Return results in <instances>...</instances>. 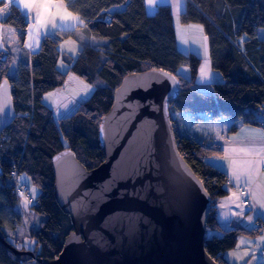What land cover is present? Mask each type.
<instances>
[{
    "label": "trees",
    "instance_id": "trees-1",
    "mask_svg": "<svg viewBox=\"0 0 264 264\" xmlns=\"http://www.w3.org/2000/svg\"><path fill=\"white\" fill-rule=\"evenodd\" d=\"M64 2L67 10L80 16L95 37L107 39L108 43L84 46L74 60L65 61L71 64L68 72L96 89L71 115L58 121L43 98L65 84L68 73L58 67V46L62 40L74 37V31L44 37L40 49L20 66L14 78L8 75L11 56L0 57V82H11L17 115L4 131L0 145V231L5 237V243L0 241V264H20L11 248L26 250L18 248L7 236V231H15L23 223L17 210L19 198L11 193L12 172L26 174L40 189L32 209L45 219L38 229L29 230L36 240V248L31 252L41 259H56L72 223L55 199L53 157L70 149L87 169L99 166L104 161L100 124L111 109L115 90L126 75L154 68L171 72L179 80V96L169 100L177 147L212 199L205 250L216 263L229 264L222 255L237 246L238 238L259 235L262 229H226L220 224L216 206L230 192L228 176L207 159L222 156L223 149L212 132L200 138L189 137L179 134L175 123L177 118L193 114L197 121L233 119L229 133L237 130L238 120L245 125L264 126V40L258 37V31L264 29V0H187L180 23L202 27L212 69L223 77L221 82L212 83L208 92L197 86L201 58L193 53L184 54L177 46L170 7L161 6L149 15L146 0ZM5 7L4 1L0 9ZM2 21L16 30L19 42L24 44L30 23L23 11L11 4ZM184 64L190 70L188 78L178 74ZM201 113L206 116L200 117Z\"/></svg>",
    "mask_w": 264,
    "mask_h": 264
},
{
    "label": "water",
    "instance_id": "water-1",
    "mask_svg": "<svg viewBox=\"0 0 264 264\" xmlns=\"http://www.w3.org/2000/svg\"><path fill=\"white\" fill-rule=\"evenodd\" d=\"M178 96L177 76L163 69L123 78L100 124L104 161L89 170L70 149L52 159L55 199L72 223L62 252L45 260L11 248L20 264H218L205 250L212 199L180 154L169 114ZM16 116L4 79L0 145Z\"/></svg>",
    "mask_w": 264,
    "mask_h": 264
},
{
    "label": "crops",
    "instance_id": "crops-1",
    "mask_svg": "<svg viewBox=\"0 0 264 264\" xmlns=\"http://www.w3.org/2000/svg\"><path fill=\"white\" fill-rule=\"evenodd\" d=\"M4 1L7 3V7L0 11V19L3 20L8 13V7L15 4L29 20L26 41L22 45L30 44L31 49H34L31 50L30 55L40 49L44 37L53 36L60 31H74V37H70V40L76 43L77 55L84 46H93L95 42H99V39L85 27L80 16L73 13L71 16H67V13L70 12L67 10L64 0ZM25 3L31 4L32 7L25 8ZM161 6H168L172 10L179 50L184 54L193 53L201 58L197 86L203 92H208L211 84L221 82L223 77L212 69L208 56L207 39L202 27L196 24L183 25L180 23V15L187 7V0H146V9L149 15H154ZM45 15L46 18L43 20ZM30 18L33 20L31 21ZM60 18L64 19L63 24L60 23ZM53 23L56 25L55 28H53ZM79 33H84L85 39H79ZM11 35L14 43L16 40L19 42L16 31H11ZM258 37L264 40V31L259 30ZM67 42L69 40L65 43ZM106 44L102 43V45ZM182 73L184 76H181L188 78L189 67L185 66ZM186 116L180 117V119L183 120ZM261 119L264 120L263 117ZM210 123L212 126L207 131L214 134L217 144L223 149V155L209 157L207 162L227 174L230 188L229 194L217 203V220L226 229L244 227L253 230L257 223L264 225V206H262L264 205V136H261V133H264V127L262 125H245L238 120L236 122L237 130L234 133H229V129L234 123L233 119L220 118L214 122L210 121ZM175 126L179 134L196 137L185 131L181 132L178 123H175ZM209 132L204 131L197 138L203 137ZM234 171L239 175V179L234 175ZM263 247L264 229L256 236H240L237 246L225 252L222 258L229 264H237L238 255L243 258L251 257L257 252L259 253L260 249L263 250Z\"/></svg>",
    "mask_w": 264,
    "mask_h": 264
},
{
    "label": "rangeland",
    "instance_id": "rangeland-1",
    "mask_svg": "<svg viewBox=\"0 0 264 264\" xmlns=\"http://www.w3.org/2000/svg\"><path fill=\"white\" fill-rule=\"evenodd\" d=\"M45 18L46 15L43 16V20ZM52 19L53 16L51 20ZM32 20L33 19H31V21ZM60 23H64L63 18H60ZM11 31L16 30L10 26L4 25L3 23L0 24V57L5 55L11 56V65L8 75L10 78H14L17 75L20 66L28 63L30 53L32 52L31 50L34 49H31L30 44L23 46L22 43L17 42V40L16 43H14V41H12ZM261 31H264V29H261ZM85 37L86 35L84 33H79V39H85ZM96 38L99 39V42H95L93 45L94 47L105 46L102 45V43H108L107 39L98 37ZM68 40L69 42L65 43ZM68 43H71L72 45ZM75 47L76 43L70 40V38L63 40L59 44L58 49L61 53V58L58 67L63 72L68 73L67 78L65 84L62 87L50 91L49 93L45 94L43 98L44 104L52 110L56 121H58L60 118H65L71 115L83 102L87 101L92 96L96 89L94 85L85 82L73 72H68V67L71 66V64L66 63L65 61L67 59L74 60L78 56V50H75ZM185 66L187 65L184 64L180 67L178 71L180 76L183 75L182 71L184 70ZM186 115L187 116L183 120L177 118L176 121L181 132L185 131L196 137H199L198 135L202 134L204 131L209 132L207 130H209L212 126L210 121H197L195 115ZM199 116L205 117L206 115L201 113ZM12 175L14 177V187L12 188L14 190L26 188V190L20 191L16 195L19 198L17 210L22 215L23 223L15 231H7V236L8 239L12 243L16 244L18 248H25V251H31L36 248V240L29 235V230L38 229L41 221L45 219L43 215L35 213L32 209V206L36 203L37 197L40 194V189L38 186L32 183L31 179L26 174L17 175L16 171H13ZM33 190L35 192L34 195L32 194ZM238 258L239 261L237 264H263L264 251L260 249L259 253L257 252L251 257L243 258L241 255H238ZM28 264L37 263L35 261H31Z\"/></svg>",
    "mask_w": 264,
    "mask_h": 264
},
{
    "label": "snow or ice",
    "instance_id": "snow-or-ice-1",
    "mask_svg": "<svg viewBox=\"0 0 264 264\" xmlns=\"http://www.w3.org/2000/svg\"><path fill=\"white\" fill-rule=\"evenodd\" d=\"M2 3H4V0H0V4H2ZM24 7L25 8H31L32 7V5L31 4H28V3H25L24 4ZM0 11H3V9H0ZM72 14L71 13H67V16H71ZM25 16H26V14H25ZM74 19H75V17H73ZM0 22H3L2 21V19H0ZM56 27V25H55V23H53V28H55ZM261 136H264V133H261ZM234 175H236L237 176V179H239V175H237V173L234 171ZM33 195L35 194V192H34V190H33V193H32ZM262 206H264V205H262Z\"/></svg>",
    "mask_w": 264,
    "mask_h": 264
},
{
    "label": "built area",
    "instance_id": "built-area-1",
    "mask_svg": "<svg viewBox=\"0 0 264 264\" xmlns=\"http://www.w3.org/2000/svg\"><path fill=\"white\" fill-rule=\"evenodd\" d=\"M14 187V186H13ZM26 190V188L25 189H21V190H19V189H17V190H14L13 188L11 189V193L12 194H14V195H17L20 191H25ZM258 228H261V229H264V227L261 225V223H257V225H256ZM263 251H264V247H263Z\"/></svg>",
    "mask_w": 264,
    "mask_h": 264
}]
</instances>
